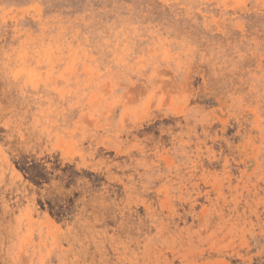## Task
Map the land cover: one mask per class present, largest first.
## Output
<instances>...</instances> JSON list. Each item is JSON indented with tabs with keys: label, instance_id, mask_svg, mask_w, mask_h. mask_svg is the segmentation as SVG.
I'll list each match as a JSON object with an SVG mask.
<instances>
[{
	"label": "rangeland",
	"instance_id": "374dc122",
	"mask_svg": "<svg viewBox=\"0 0 264 264\" xmlns=\"http://www.w3.org/2000/svg\"><path fill=\"white\" fill-rule=\"evenodd\" d=\"M0 264H264V0H0Z\"/></svg>",
	"mask_w": 264,
	"mask_h": 264
}]
</instances>
